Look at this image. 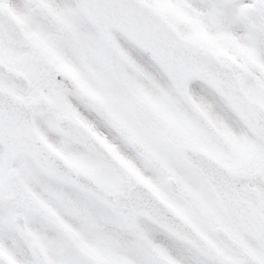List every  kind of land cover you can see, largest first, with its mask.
<instances>
[{
	"label": "snow or ice",
	"instance_id": "obj_1",
	"mask_svg": "<svg viewBox=\"0 0 264 264\" xmlns=\"http://www.w3.org/2000/svg\"><path fill=\"white\" fill-rule=\"evenodd\" d=\"M190 251L264 264V0H0V264Z\"/></svg>",
	"mask_w": 264,
	"mask_h": 264
},
{
	"label": "rangeland",
	"instance_id": "obj_2",
	"mask_svg": "<svg viewBox=\"0 0 264 264\" xmlns=\"http://www.w3.org/2000/svg\"><path fill=\"white\" fill-rule=\"evenodd\" d=\"M136 221H137L136 228L138 232H143L145 234H151L155 230H161V229L151 226L145 220L136 218ZM106 226H107L109 234L113 235L118 240L132 241L136 239V235L133 232L129 231L128 228L125 226L113 224L110 221L107 222ZM188 258L191 260L192 264H195L196 257H195L194 252L190 251L188 253Z\"/></svg>",
	"mask_w": 264,
	"mask_h": 264
},
{
	"label": "water",
	"instance_id": "obj_3",
	"mask_svg": "<svg viewBox=\"0 0 264 264\" xmlns=\"http://www.w3.org/2000/svg\"><path fill=\"white\" fill-rule=\"evenodd\" d=\"M131 195L134 198H137V199H140L141 201H143L142 193L133 192V193H131ZM137 213L147 216L148 218L152 219L154 222H156V223H158V224H160V225H162V226H164L166 228V226L158 218V215H157L156 210H155L154 207H152L150 205H146L145 207H143L140 210H138Z\"/></svg>",
	"mask_w": 264,
	"mask_h": 264
},
{
	"label": "flooded vegetation",
	"instance_id": "obj_4",
	"mask_svg": "<svg viewBox=\"0 0 264 264\" xmlns=\"http://www.w3.org/2000/svg\"><path fill=\"white\" fill-rule=\"evenodd\" d=\"M98 211H99L102 215H107L104 209H98ZM136 218H139V219L145 220V221L148 222L151 226H153V227H155V228H158V229H161V231H166L165 229H163L162 227H160V226L154 224L152 221H150L148 218H146V217H144V216H141V215L136 214ZM106 224H107V223H106ZM106 224H105L104 226L107 228ZM117 225H119V224H117ZM127 228H128L129 231L133 232L135 235H136L137 232H138V230H137L136 227H135V228H129V227H127Z\"/></svg>",
	"mask_w": 264,
	"mask_h": 264
}]
</instances>
